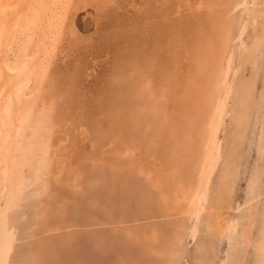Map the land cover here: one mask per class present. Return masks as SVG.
<instances>
[{
	"label": "rangeland",
	"instance_id": "374dc122",
	"mask_svg": "<svg viewBox=\"0 0 264 264\" xmlns=\"http://www.w3.org/2000/svg\"><path fill=\"white\" fill-rule=\"evenodd\" d=\"M220 1L73 0L51 71L53 98L58 100L59 106L56 108V122L59 123L54 135L55 151L58 160L64 161L68 169L65 167V173L52 181L50 190L54 191L51 190L49 196H56L50 200L46 198L53 202L51 204H62V209L54 207L59 212L52 220L55 219L53 223L57 225L62 221L63 225L59 232L44 240L46 243L51 240L44 258L46 264H197L198 246L188 238L183 242L182 258L170 263L172 234L176 227L185 224L186 217L181 215V210H176L173 201L163 205L164 200L160 198L170 192L174 199V194L180 193L173 187L174 173L168 170L164 159H171L169 154L173 153L169 150L173 144L176 146L174 152L186 148L182 147V142L180 146L174 143L181 138L177 130L171 136L159 130L156 125L163 117H155L153 108L155 104L158 109L164 105L166 115L169 111L175 125L195 114L191 111L205 87L204 76L212 69L209 65L210 69L203 66L201 57L210 38L214 40L217 25L220 26L218 18L227 15L222 5L229 0ZM245 35L250 40V28ZM240 36L237 32L233 38L237 50L242 41ZM258 67L261 78L257 77L255 98L260 103L264 101V55ZM251 74L253 70L247 66L242 78L250 79ZM145 82L150 85L143 91ZM161 86L169 87L168 100L162 98ZM140 110L144 119L139 125L136 118ZM172 110H176L175 113ZM147 111L150 115H146ZM255 120H252L249 141L244 146L240 180L233 194L235 205L242 204L246 198L250 175L257 163L255 143L260 128ZM146 123L158 133H152V138L159 137L155 145L164 142L161 147L164 149L151 157V152L149 155L144 152L146 135H151L145 129ZM163 123L170 124L169 120ZM131 146L137 151L126 155L128 149L131 152ZM182 152L190 150L187 147ZM188 166L186 169L190 172L191 166ZM186 169H183V176L187 175ZM186 225L189 227L190 222ZM153 228L156 235H160L159 240H154ZM202 235L205 236L200 234L198 241L202 240ZM225 243L223 241L216 248V264L225 257ZM251 252L246 264H254Z\"/></svg>",
	"mask_w": 264,
	"mask_h": 264
},
{
	"label": "bare ground",
	"instance_id": "6f19581e",
	"mask_svg": "<svg viewBox=\"0 0 264 264\" xmlns=\"http://www.w3.org/2000/svg\"><path fill=\"white\" fill-rule=\"evenodd\" d=\"M72 3L73 0H0V264H46L44 258L51 240L47 243L44 240L62 229L59 228L62 221H57L60 223L57 225L53 223L55 219L52 220L59 212L54 207L62 209V204L49 202L56 196H49L53 190H50L52 181L66 171L64 161L58 160L55 151L58 100L53 98L51 71ZM222 7L227 15L216 19L220 26L217 25L214 40L210 38L201 57L203 66L212 69L204 76L205 87L200 91V98L191 105L195 107V111H191L195 114L190 118L183 116L184 120L175 125L169 111L166 115L164 105H160L162 109H158L157 104L153 108L155 117L162 115L164 118L161 117L163 121L156 125L159 130L170 136L177 130L181 138L174 143L180 146L182 142V147L186 148L182 149L185 151L188 147L190 150L184 154L183 150L174 152L176 146L173 144L169 150L173 153L169 154L171 159H164L168 170L174 173L173 187L180 193H173L174 199L170 192L160 198L164 200L163 205L173 201L176 210H181V215L186 217L185 224L176 227L172 234L169 256L173 261H179L183 242L188 238L198 246L197 264H216V248L226 241V254L219 264H246L251 251L254 264H264V101L257 103L255 98L258 66L264 55V0H229L224 1ZM237 11H241L239 15ZM248 28L250 40L245 35ZM237 32L242 40L238 50L233 43ZM247 66L253 70L250 79L242 78ZM146 85L150 82L143 84V91ZM160 89L162 98L168 100V90L162 86ZM130 93L125 94L129 96ZM171 103L174 101H169ZM138 114L136 120L140 125L144 118L141 110ZM254 118L260 128L255 143L257 163L250 175L246 198L242 204L235 205L234 191ZM167 120L170 124L165 125L163 122ZM144 125L151 132L146 135L144 152H151V157L164 149H161L164 142L155 145L159 137L152 138V133L157 131L150 124ZM177 126L178 129H173ZM130 149L126 155L137 151V148ZM188 165L190 172L186 169ZM184 168L186 176H183ZM68 177L71 179V175ZM187 222H190L189 227ZM128 233L131 236V232ZM153 233L157 240L160 235H156L154 228ZM200 234L205 236L198 241ZM172 260L170 263H175Z\"/></svg>",
	"mask_w": 264,
	"mask_h": 264
}]
</instances>
